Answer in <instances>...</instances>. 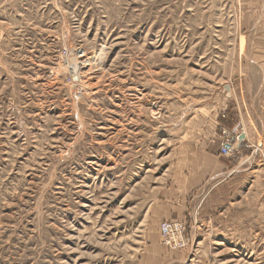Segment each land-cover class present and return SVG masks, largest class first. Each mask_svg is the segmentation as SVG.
Returning <instances> with one entry per match:
<instances>
[{
  "label": "rangeland",
  "instance_id": "374dc122",
  "mask_svg": "<svg viewBox=\"0 0 264 264\" xmlns=\"http://www.w3.org/2000/svg\"><path fill=\"white\" fill-rule=\"evenodd\" d=\"M179 206L264 264V0H0V264H146Z\"/></svg>",
  "mask_w": 264,
  "mask_h": 264
},
{
  "label": "crops",
  "instance_id": "0c3cea01",
  "mask_svg": "<svg viewBox=\"0 0 264 264\" xmlns=\"http://www.w3.org/2000/svg\"><path fill=\"white\" fill-rule=\"evenodd\" d=\"M242 142H248V134L246 136L241 135ZM244 139V140H243ZM216 151V150H215ZM216 154V155H215ZM213 152V155L206 154V161H213L215 159L218 160V157H222L219 155L218 151ZM214 172V171H213ZM224 175H231V173H225L223 171L214 172L210 174L209 180H216L221 178ZM208 180V178H207ZM199 184L198 186H200ZM185 207H171V212L169 213L167 222H186V214ZM165 221V222H166ZM163 222V221H162ZM146 264H215V262L203 261L198 259L197 256L192 257L186 253H182L179 251H174L164 245V239L162 236H158L152 242L151 247L145 257Z\"/></svg>",
  "mask_w": 264,
  "mask_h": 264
},
{
  "label": "built area",
  "instance_id": "2783aa9c",
  "mask_svg": "<svg viewBox=\"0 0 264 264\" xmlns=\"http://www.w3.org/2000/svg\"><path fill=\"white\" fill-rule=\"evenodd\" d=\"M239 140V139H238ZM232 142L222 145L221 155L229 157L235 151L232 146ZM188 227L186 223L179 222H166L161 225L160 232L165 241V245L170 249H176L180 251H185L190 246V239L186 235Z\"/></svg>",
  "mask_w": 264,
  "mask_h": 264
},
{
  "label": "bare ground",
  "instance_id": "6f19581e",
  "mask_svg": "<svg viewBox=\"0 0 264 264\" xmlns=\"http://www.w3.org/2000/svg\"><path fill=\"white\" fill-rule=\"evenodd\" d=\"M240 136V135H239ZM244 140V139H243ZM239 141L242 143L241 136L239 137ZM233 145V144H232ZM232 149V146H229ZM235 148V146H233ZM240 147V146H239ZM233 252V251H232ZM239 252V251H238ZM255 253V252H254ZM230 254V253H229ZM231 255V254H230ZM255 259V258H254ZM233 262V261H232ZM258 263V262H257Z\"/></svg>",
  "mask_w": 264,
  "mask_h": 264
},
{
  "label": "water",
  "instance_id": "95a60500",
  "mask_svg": "<svg viewBox=\"0 0 264 264\" xmlns=\"http://www.w3.org/2000/svg\"><path fill=\"white\" fill-rule=\"evenodd\" d=\"M77 78V77H76ZM229 89V87H227Z\"/></svg>",
  "mask_w": 264,
  "mask_h": 264
}]
</instances>
